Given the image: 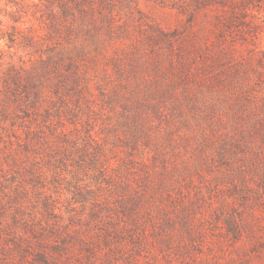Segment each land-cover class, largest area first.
Returning a JSON list of instances; mask_svg holds the SVG:
<instances>
[{
  "label": "rangeland",
  "instance_id": "1",
  "mask_svg": "<svg viewBox=\"0 0 264 264\" xmlns=\"http://www.w3.org/2000/svg\"><path fill=\"white\" fill-rule=\"evenodd\" d=\"M122 1L104 53L127 69L140 62L141 75L131 79L144 83V94L130 102L145 104L138 152L162 151L158 169L177 166L182 196L175 186L173 201L160 202L166 209L146 219L151 204L122 215L109 194L110 208L92 217L81 205L67 210L73 199L61 187L48 204L66 212L32 226L44 236L22 230L32 244L41 241L24 264H264V0ZM151 36L162 38L156 44ZM3 58L0 49V65ZM107 71L121 81L112 63ZM127 114L118 103L103 107L95 129L115 127L132 139L121 124ZM9 176L0 172V181Z\"/></svg>",
  "mask_w": 264,
  "mask_h": 264
},
{
  "label": "trees",
  "instance_id": "2",
  "mask_svg": "<svg viewBox=\"0 0 264 264\" xmlns=\"http://www.w3.org/2000/svg\"><path fill=\"white\" fill-rule=\"evenodd\" d=\"M122 4L0 0V172L10 174L6 183L0 181V186H10L7 191L0 187V264H24L33 246L40 247L41 241L32 244L22 230L35 239L36 234L44 236L32 226L44 215L53 217L55 210L66 212L48 204L61 187L68 186L73 199L67 210L81 205L98 217V208H110L113 194L122 215L151 204L143 211L146 219L166 209L160 202L173 201L175 186L177 192L182 189V175L173 177L177 166L158 169L165 165L162 151L155 149L153 154L143 147L138 152L146 140L139 118L145 104L138 98L130 102L144 94V83L132 82L136 73L141 75L140 62L127 69L120 56L107 58L104 53L114 31V11ZM152 31L166 35L159 28ZM150 38L157 44L162 37ZM98 62L105 67L102 80L96 74ZM111 63L120 82L111 80ZM116 103L130 113L121 124L132 139L115 127L95 129L96 112ZM122 146L129 148L125 155L118 152ZM83 187L88 192L81 195ZM53 223L47 221L46 226Z\"/></svg>",
  "mask_w": 264,
  "mask_h": 264
}]
</instances>
